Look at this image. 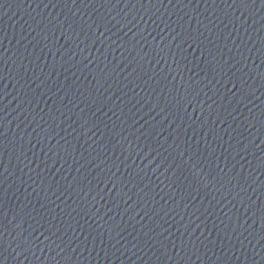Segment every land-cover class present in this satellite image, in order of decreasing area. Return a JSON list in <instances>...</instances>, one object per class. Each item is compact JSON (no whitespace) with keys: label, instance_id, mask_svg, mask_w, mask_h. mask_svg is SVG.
Masks as SVG:
<instances>
[{"label":"water","instance_id":"obj_1","mask_svg":"<svg viewBox=\"0 0 264 264\" xmlns=\"http://www.w3.org/2000/svg\"><path fill=\"white\" fill-rule=\"evenodd\" d=\"M0 264H264V0H0Z\"/></svg>","mask_w":264,"mask_h":264}]
</instances>
